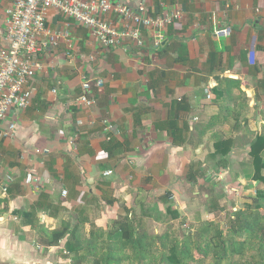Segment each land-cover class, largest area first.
Returning <instances> with one entry per match:
<instances>
[{
	"label": "crops",
	"instance_id": "1",
	"mask_svg": "<svg viewBox=\"0 0 264 264\" xmlns=\"http://www.w3.org/2000/svg\"><path fill=\"white\" fill-rule=\"evenodd\" d=\"M111 1L153 17L178 10L182 19L159 47L144 28L143 47L105 49L74 19L48 12L52 32L70 25L76 59L65 42L48 50L32 105L2 124L0 173L12 183L0 191V264H78L66 238L48 244L64 224L85 225L89 235L135 213L143 228L162 227L153 216L170 209L185 226L219 223L238 195L243 204L255 195L250 153L264 136V0ZM12 2L0 0V32ZM105 18L124 27L115 13ZM84 75L94 82L92 108L77 104ZM106 121L115 127L109 136ZM249 132L254 138L241 141ZM219 141L228 142L224 153Z\"/></svg>",
	"mask_w": 264,
	"mask_h": 264
},
{
	"label": "built area",
	"instance_id": "2",
	"mask_svg": "<svg viewBox=\"0 0 264 264\" xmlns=\"http://www.w3.org/2000/svg\"><path fill=\"white\" fill-rule=\"evenodd\" d=\"M50 11L74 19L87 28L105 49L122 46L126 42L143 47L144 28L154 31V46L159 47L166 40V29L182 19V12L178 10L153 17L146 15V8L143 6L134 10L111 0H13L5 10L6 30L0 32V130L14 110L25 111L32 105L34 80L37 73L44 69L43 57L48 50L65 42L70 50L68 57L76 59L70 25L53 32L49 30L47 16ZM112 13L124 19L123 28L116 27L105 18ZM82 78L83 93L77 99V104L82 108H92L97 104V99L91 95L94 82L85 75ZM104 84L102 79L95 82L98 88ZM53 92L56 93L57 90ZM15 128L16 124H12L11 129ZM114 128L110 121L104 122V131L108 136L113 133ZM43 152L49 154L50 150L45 149ZM228 173V170L220 172L217 179L223 180ZM112 174L113 171L110 170L104 175ZM34 180L35 170L31 169L26 183L32 184ZM11 183L10 176L3 179L0 173V191L7 193ZM63 193L64 196L68 194L65 190Z\"/></svg>",
	"mask_w": 264,
	"mask_h": 264
},
{
	"label": "trees",
	"instance_id": "3",
	"mask_svg": "<svg viewBox=\"0 0 264 264\" xmlns=\"http://www.w3.org/2000/svg\"><path fill=\"white\" fill-rule=\"evenodd\" d=\"M228 142L219 141L217 150ZM255 167V195L251 203L233 213L230 229L222 223L201 221L184 229L182 237L170 232L149 234L135 213L128 214L113 227L93 229L89 235L85 225L64 224L49 237L48 244L65 239L67 252L78 264H264V136L258 135L251 145ZM169 215L184 218L178 210ZM172 217V219H173Z\"/></svg>",
	"mask_w": 264,
	"mask_h": 264
},
{
	"label": "rangeland",
	"instance_id": "4",
	"mask_svg": "<svg viewBox=\"0 0 264 264\" xmlns=\"http://www.w3.org/2000/svg\"><path fill=\"white\" fill-rule=\"evenodd\" d=\"M255 136V133H247V135L245 137L240 138L241 141H251ZM254 185L253 183L251 184V191L253 190V193L255 191L254 189ZM222 191L218 190V194H221ZM237 194V192H232ZM234 195V194H233ZM246 196H249V194H246ZM239 198H237V201L232 202V204L230 205L229 209L226 208V212L222 215H218L219 217V223H222L223 228L227 231L230 229V224H231V218L233 216V213L238 211L239 209L244 208L245 204H243L242 201V197H244V195H238ZM173 216L164 214V212L162 211H158L155 213V215L153 216V218L157 221L160 222L162 221L164 224L167 225H163L162 227H159L158 225L154 224L153 222L150 223L149 225H147L148 230H150V233L153 234V231L157 228H159L160 231H168L171 234H173V236L177 235L178 237H182L183 233H184V229H189L192 225H188V226H183L180 225V219L179 218H174L172 219ZM174 221V222H173ZM206 264H209V261L206 262Z\"/></svg>",
	"mask_w": 264,
	"mask_h": 264
}]
</instances>
